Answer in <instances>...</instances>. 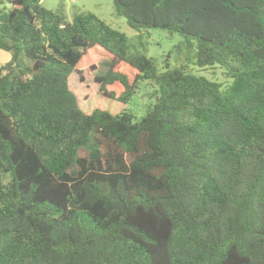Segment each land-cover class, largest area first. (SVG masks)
<instances>
[{
	"label": "trees",
	"instance_id": "trees-1",
	"mask_svg": "<svg viewBox=\"0 0 264 264\" xmlns=\"http://www.w3.org/2000/svg\"><path fill=\"white\" fill-rule=\"evenodd\" d=\"M114 3L231 81L160 70L93 12L0 0V264H264V0ZM92 48L104 97L158 84L141 119L80 107L69 76Z\"/></svg>",
	"mask_w": 264,
	"mask_h": 264
},
{
	"label": "rangeland",
	"instance_id": "rangeland-1",
	"mask_svg": "<svg viewBox=\"0 0 264 264\" xmlns=\"http://www.w3.org/2000/svg\"><path fill=\"white\" fill-rule=\"evenodd\" d=\"M42 2L47 8L61 13L68 21H71L77 13H95L110 26L126 34L132 51L139 50L155 58L160 70L165 69L166 63H169L170 67L184 64L187 65L189 72L219 81L223 85L231 81L220 65L200 67L195 63L197 50L195 39L191 38L194 45L190 47L187 38L178 32L161 28L138 31L129 24L125 16L117 13L114 0H42ZM11 57L10 51L0 50V66ZM83 60L85 63L79 65V68L69 76V87L77 95L83 111L90 113L99 107L118 113L126 109L139 120L158 100V84L147 79L139 82L136 92L128 103H120L104 97L99 91L95 75L107 69L109 57L101 49L92 48L86 51ZM82 154L85 152L82 151ZM3 179L6 182L9 177L4 176Z\"/></svg>",
	"mask_w": 264,
	"mask_h": 264
}]
</instances>
